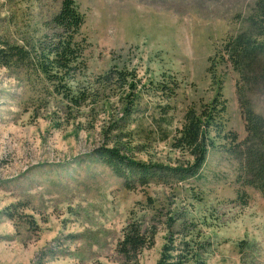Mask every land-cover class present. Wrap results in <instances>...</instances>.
Here are the masks:
<instances>
[{
    "label": "rangeland",
    "instance_id": "374dc122",
    "mask_svg": "<svg viewBox=\"0 0 264 264\" xmlns=\"http://www.w3.org/2000/svg\"><path fill=\"white\" fill-rule=\"evenodd\" d=\"M76 2L82 52L69 74H53L85 96L78 104L24 63H0V264H157L166 243L193 239L206 264H264V196L239 179L248 133L224 51L257 0ZM60 7L0 0V47L53 46ZM246 80L264 117V82ZM215 98L226 105L222 132L211 131L193 172L195 156L174 147L178 130ZM114 146L149 167L146 185L128 171L127 188L99 158ZM131 223L154 244L126 259L118 246Z\"/></svg>",
    "mask_w": 264,
    "mask_h": 264
},
{
    "label": "trees",
    "instance_id": "16d2710c",
    "mask_svg": "<svg viewBox=\"0 0 264 264\" xmlns=\"http://www.w3.org/2000/svg\"><path fill=\"white\" fill-rule=\"evenodd\" d=\"M53 1L60 2L61 5L59 12L52 20L59 30L52 35L53 46L50 47L48 44V47H42L40 52L33 55L24 47L2 45L0 63L6 67H17L19 63H24L28 68L34 69L36 74H42L47 82H53L54 92L64 94L63 96L78 104V101L85 96L81 95L78 98L70 90L65 92L66 87L60 89L54 82L58 75L53 74V71L58 69L66 75L75 69L73 63L78 60L82 52L77 37L81 34L80 29L84 24L85 16L80 12L76 0ZM224 51L228 54L233 69L240 75L237 95L246 125L245 130L248 133L243 141V145L248 149L245 152V160H242L240 166L239 179L242 180L240 182L243 185L257 188L264 196V117L254 112L251 102L242 92L241 85L250 75L264 82V0H257L245 21L243 31L227 42ZM118 77L123 83H126L128 79L127 74L123 73H118ZM225 112V103L215 98L212 105L206 107L201 113L197 114L192 110L186 114L185 123L178 130L179 136L176 138L174 147L188 149L195 156L193 172L202 167L208 148L214 147L215 136H210V133L213 129L215 134L222 132L224 125L222 119ZM233 137L236 139L235 135ZM97 154L117 175L125 178L127 188H132L127 176L128 171L137 173L141 184L148 183L149 167L122 153L121 148L103 147ZM236 156L238 157L237 154ZM153 244V236H147L142 232L140 225L131 223L125 228L118 248L119 252L129 259L132 254H140L144 248L151 247ZM195 246H197L195 239L189 242L184 241L180 245L170 241L164 245L157 264H188L192 260L194 264H206L204 258L192 255V251L197 250Z\"/></svg>",
    "mask_w": 264,
    "mask_h": 264
}]
</instances>
